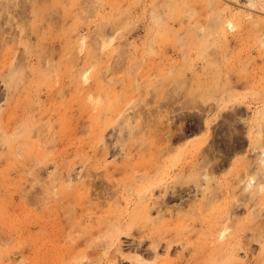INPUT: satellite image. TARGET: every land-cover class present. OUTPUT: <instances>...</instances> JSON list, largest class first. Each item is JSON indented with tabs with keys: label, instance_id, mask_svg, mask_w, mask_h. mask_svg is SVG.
<instances>
[{
	"label": "rangeland",
	"instance_id": "obj_1",
	"mask_svg": "<svg viewBox=\"0 0 264 264\" xmlns=\"http://www.w3.org/2000/svg\"><path fill=\"white\" fill-rule=\"evenodd\" d=\"M254 2L0 0V264H264Z\"/></svg>",
	"mask_w": 264,
	"mask_h": 264
},
{
	"label": "bare ground",
	"instance_id": "obj_2",
	"mask_svg": "<svg viewBox=\"0 0 264 264\" xmlns=\"http://www.w3.org/2000/svg\"><path fill=\"white\" fill-rule=\"evenodd\" d=\"M255 1H256V0H255ZM233 2H234V1H233ZM255 3L257 4L258 2H254V0H247V4H248L250 7L252 6V8H253V6H255V9H256L258 6L255 5ZM259 3H260V2H259ZM234 4H235V2H234ZM259 8H260V10H263V11H264V0H262L261 4L259 5ZM258 10H259V9H258ZM249 19H250V18H249ZM252 20H253V19H252ZM258 21H259V20H258ZM248 23L252 24L253 21L250 20V21H248ZM255 24H256V21H255ZM255 24H253V25H255ZM167 140H169V139L167 138ZM196 142H197V140H196L195 142H193V143H191V142H187V143L184 145V146H185L184 149H187L188 146H193ZM202 142H204V140H203ZM202 142H201V143H202ZM215 166H216V165H215ZM156 174H158V173H155V175H156ZM257 174H258V173H257ZM155 175H154V176H155ZM162 175H163V174H162ZM258 175H259V174H258ZM154 176L152 177V179L154 178ZM157 177H159V176L157 175ZM161 177H163V176H161ZM161 177H160V178H161ZM251 177H252V175H251ZM251 177H249V178H251ZM150 178H151V177H150ZM160 178H156V179H159L158 182H160V180L162 179V178H161V179H160ZM254 179H255V177H254ZM143 180H144V179H143ZM248 180H249L248 182H249L250 184L253 185L254 181L252 180V178H251V179H248ZM156 181H157V180H156ZM162 181H164V180L162 179ZM255 181H256V180H255ZM140 182L143 183V181H141V180H140ZM146 182H147V181H146ZM146 182H145V184H150V183H146ZM154 182H155V180H154ZM246 183H247V181H246ZM156 184H157V182H156ZM160 184H161V182H160ZM160 184H159V185H160ZM250 184H249V186H250ZM159 185H158V186H159ZM146 186H149V185H146ZM146 186H145V188H146ZM151 186H152V185H151ZM154 186H155V185H154ZM249 186H248V187H249ZM148 188H150V187H148ZM98 196H99V195H98ZM138 196H139V195H138ZM140 197L143 198V196H141V195H140L138 198H140ZM142 198H140V199H141V203H146L147 199H144V200H143ZM146 198H147V197H146ZM137 200H138V199H137ZM148 200H149V199H148ZM147 203H148V202H147ZM156 203H157V202H156ZM156 203H154V204H156ZM139 204H140V203H139ZM149 204H150V202H149ZM149 204H148V205H149ZM151 204H153V203H151ZM159 204H160V203H159ZM164 208H165V207H164ZM145 209H146V206H145ZM146 211H147V209H146ZM50 233H51V232H50ZM51 234H52V233H51ZM47 240H48V239H47ZM49 241H50V240H49ZM47 242H48V241H47ZM51 244H52V242H51ZM42 251H43V250H42ZM53 252H54V251H53ZM36 253H37V251H36ZM45 253H46V252H45ZM45 253L43 252V253L40 254V258H42V260L45 258V257H44V256H45ZM26 254H27V253H26ZM26 256H27V255H26ZM34 256H35V254H34ZM46 257H47V256H46ZM36 258H38V257H36ZM29 260H30V259H29ZM29 260H28V261H29ZM36 260H37V259H36ZM38 260H39V259H38ZM42 260H41V262H42ZM23 261H24V259H23ZM24 262H26V261H24ZM30 263H31V262H30ZM35 263H36V262H35ZM35 263H34V264H35ZM39 263H40V262H39ZM26 264H27V263H26ZM28 264H29V263H28Z\"/></svg>",
	"mask_w": 264,
	"mask_h": 264
}]
</instances>
